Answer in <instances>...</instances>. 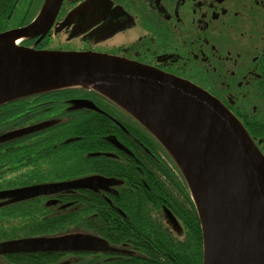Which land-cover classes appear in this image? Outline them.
I'll use <instances>...</instances> for the list:
<instances>
[{
    "label": "flooded vegetation",
    "instance_id": "1",
    "mask_svg": "<svg viewBox=\"0 0 264 264\" xmlns=\"http://www.w3.org/2000/svg\"><path fill=\"white\" fill-rule=\"evenodd\" d=\"M44 3L0 0V35L28 27ZM133 24L142 32L137 38L114 49L106 47L110 37ZM13 43L40 50L107 53L188 80L225 104L264 154V0H63L46 32L32 28L14 37ZM79 88L42 95L39 102L36 94L18 97L30 102L24 112L29 118L22 124L25 116L20 117V110L2 116L0 126L5 127L0 136H11L1 140L7 139L0 148V192L91 175L114 182L105 189L69 188L19 201L0 198V243L84 234L105 240L107 247L2 251L0 264H74L92 257L96 264H203L197 209L166 148L118 104ZM91 116L110 125L100 149L74 152L77 169L82 161L91 165L78 176L37 181V174L67 167L62 150V159L55 156L44 165L36 138L47 137L50 123L86 122ZM62 146L59 142L58 148ZM68 147L63 146L67 151ZM37 161L39 166L33 167ZM166 210L181 221L182 232L167 221Z\"/></svg>",
    "mask_w": 264,
    "mask_h": 264
},
{
    "label": "water",
    "instance_id": "2",
    "mask_svg": "<svg viewBox=\"0 0 264 264\" xmlns=\"http://www.w3.org/2000/svg\"><path fill=\"white\" fill-rule=\"evenodd\" d=\"M63 0H45L28 27L0 35V102L57 87H96L147 126L173 157L190 188L200 220L203 264H264V154L242 122L198 85L136 61L92 51L18 46L23 31L46 32ZM87 107L93 103L79 99ZM114 179L91 175L0 192L19 201L69 188H107ZM106 243V244H105ZM92 235L25 238L0 252L96 250Z\"/></svg>",
    "mask_w": 264,
    "mask_h": 264
},
{
    "label": "trees",
    "instance_id": "3",
    "mask_svg": "<svg viewBox=\"0 0 264 264\" xmlns=\"http://www.w3.org/2000/svg\"><path fill=\"white\" fill-rule=\"evenodd\" d=\"M75 89V88H71ZM80 90L91 92V90L80 87ZM70 92V89H59V90H51V91H45L40 92L35 95V102L41 101L43 98L42 95L50 94V95H61V94H67ZM30 102L25 98H15L11 99L8 102H6L4 105L0 106V119H2L3 115L9 114L13 111H21V118L25 116V118L21 119V124L25 122L26 119L29 118V116L24 115V112L27 111L28 108H26V105ZM113 104H116L112 101ZM83 109V107H80ZM92 111V114H98L95 110H89L88 112ZM5 127V126H4ZM3 126H0V135L2 134ZM40 129V128H39ZM110 125L102 120L100 117L91 116L88 118L86 122H80V121H72L69 120L67 122H64L62 125H58L56 123H50L49 128L47 131V137L39 141V137L37 139V143L39 146L40 154L44 151L43 157L45 158L44 165H47L48 159L58 156L61 158L60 150L63 152L65 151V154H62V157L65 158V165L63 163V166L67 167L64 171H59L52 169V171L46 172L47 174L40 176L37 174L35 176V179L37 181H41L44 179H55L58 177L63 176H78L81 174L80 170H83L87 168L86 166L91 165L88 161H84V163H80L79 169L76 167V154L75 151H79L82 154H87V152L91 150H97L100 149L101 143L104 139V137L109 133ZM11 136L10 134H6L5 136H0V148L3 145V143L7 140L1 141L3 138H7ZM22 136V134H21ZM9 139V138H8ZM39 141V142H38ZM59 142L64 145H69L68 151L63 148H58ZM29 148L27 145L26 148H20L22 150ZM124 148V147H123ZM20 155H23V152L20 153ZM2 157L4 155H0V162ZM94 157V155L88 156V158ZM171 158V157H170ZM172 159V158H171ZM39 161L35 163L33 167L39 166ZM74 167V170L72 169ZM30 170H28L27 176H31ZM189 196H191L189 194ZM191 198V197H190ZM202 252V251H201Z\"/></svg>",
    "mask_w": 264,
    "mask_h": 264
},
{
    "label": "rangeland",
    "instance_id": "4",
    "mask_svg": "<svg viewBox=\"0 0 264 264\" xmlns=\"http://www.w3.org/2000/svg\"><path fill=\"white\" fill-rule=\"evenodd\" d=\"M141 32V29L137 24H133L127 31H123L116 36L110 37L105 44L108 49H114L119 47L122 44H126L129 41L134 40L138 37ZM166 219L171 224L173 229L177 232H182V223L170 210H166ZM74 264H96L94 257L90 259H78Z\"/></svg>",
    "mask_w": 264,
    "mask_h": 264
},
{
    "label": "bare ground",
    "instance_id": "5",
    "mask_svg": "<svg viewBox=\"0 0 264 264\" xmlns=\"http://www.w3.org/2000/svg\"><path fill=\"white\" fill-rule=\"evenodd\" d=\"M65 88H67V86L66 87H57V88H53V89H49V90H46V91H51V90H59V89H65ZM85 88H87V89H89V90H91L92 92H94L97 96H101V97H103V98H106V99H111L110 97H108L106 94H104L103 92H101L98 88H96V87H94V86H92V87H86L85 86ZM45 92V91H44ZM40 93V92H39ZM32 94H36V93H28V94H25L26 96L27 95H32ZM9 100H7V101H3V102H0V106H2V105H4L6 102H8ZM122 109H124L125 111H127L125 108H123L121 105H119ZM127 112H129V111H127ZM130 113V112H129ZM81 158V157H80ZM80 163H84V161H82V162H80ZM43 175H45V173L43 174ZM42 175V176H43Z\"/></svg>",
    "mask_w": 264,
    "mask_h": 264
}]
</instances>
